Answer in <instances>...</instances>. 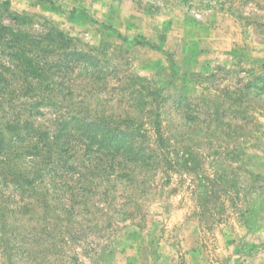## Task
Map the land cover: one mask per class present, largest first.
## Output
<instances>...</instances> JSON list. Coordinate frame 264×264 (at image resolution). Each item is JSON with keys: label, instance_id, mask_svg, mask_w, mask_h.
Wrapping results in <instances>:
<instances>
[{"label": "rangeland", "instance_id": "rangeland-1", "mask_svg": "<svg viewBox=\"0 0 264 264\" xmlns=\"http://www.w3.org/2000/svg\"><path fill=\"white\" fill-rule=\"evenodd\" d=\"M12 27L60 31L89 55L85 75L105 84L91 108L98 140L109 125L121 148L153 149L160 163L144 186L138 173V189L94 182L71 212L46 168L47 139L13 146L16 119L0 102V264H264V98L253 94L264 78V0H0V34L11 39ZM7 53L2 45L10 77ZM132 92L135 101L123 98ZM38 111L30 122L54 119ZM62 202L68 218L47 209Z\"/></svg>", "mask_w": 264, "mask_h": 264}, {"label": "trees", "instance_id": "trees-1", "mask_svg": "<svg viewBox=\"0 0 264 264\" xmlns=\"http://www.w3.org/2000/svg\"><path fill=\"white\" fill-rule=\"evenodd\" d=\"M13 20L18 23L24 22L23 18L18 16H15ZM17 29L12 27L11 39L0 34V47L5 45L12 50V53L4 54L9 57L8 62L12 64V75L7 77L0 73V102L1 104H4L5 101L10 103L12 118L16 119L15 125H13L14 120L12 122V131L15 134L12 137V145L15 146L19 138H26V136L27 138H39L38 142L47 139V142L44 143L46 148L43 146L46 152L44 161L48 163L46 168L50 170L52 182L59 184L58 189L62 194L60 197L67 198L73 205L71 212L72 208L74 209L78 205L79 200H76L78 197L85 200L89 198L90 190L96 188L94 182L100 185L107 182L104 192L108 193L107 185L112 177L115 178L113 182H119L121 185L127 183L128 186L133 187L139 183L137 175L140 173L142 177L138 181L142 180L140 182L142 184L139 185L144 186L145 182L143 183V181L147 173L156 169L160 163L153 149L151 150L152 154H147L141 147L136 148L135 145L130 148H121L122 144L108 138L117 136L116 130L109 125L100 128L108 136L107 139L103 136L104 139L99 141L94 132L93 122L97 121L99 117L93 116L91 108L94 106V97L99 96V87H104L105 84L100 85V78L96 74L95 76L93 74L85 75L84 71L89 69L86 67V63H93L91 59L88 61L90 56L84 52L71 50L66 43L68 38L60 31L52 29L50 35L42 37V34L32 33L31 30ZM0 66L4 68L3 72L10 70L5 68L3 63ZM1 68L0 70H2ZM260 81L258 85L254 83L257 90H253V94L264 98V78ZM133 94L136 92L129 94V97L122 95L124 99L135 101ZM122 95L119 99H123ZM160 98L161 100L154 98L150 102L153 110H156V102L159 108L161 107L164 98L161 95ZM41 107L51 110L54 119L39 122L35 118L33 123L30 122L29 120L33 118L35 112L40 114L38 110ZM65 111L72 114L68 117L64 113ZM57 117L60 120H57ZM21 118H24L22 125L17 122ZM151 119V128L155 130L158 137H162L163 132L158 124V117L155 116ZM59 121L62 123L61 127ZM49 124L52 125V130L49 128ZM72 125H76L74 130L71 129ZM56 126H59L60 130H54ZM31 128H34L32 132L29 131ZM24 133L26 134L24 135ZM75 136L79 138L82 144L81 148H74L72 140ZM157 142L158 140H156ZM159 142L164 145L163 140H159ZM30 146L39 148L32 140ZM70 147L77 153L80 152L81 156L78 154L79 157H69ZM14 153H16V157L20 155L17 150H14L12 156ZM89 155L95 158H87L90 157ZM70 163L73 166L70 167ZM144 171L147 173L145 174ZM18 177L21 180L16 183L23 185L22 179L24 178ZM68 181H75L76 185L69 186ZM136 188L138 189V187ZM59 204L58 208L47 206V209L53 211L57 209L62 217L68 218L70 211L64 208L68 204L63 202ZM85 211H81L83 215L80 221L83 223L88 222ZM67 221L69 220L67 219ZM30 236L35 238L34 235ZM31 242L33 239L32 241L28 239L25 244L29 245ZM27 251L29 252V248Z\"/></svg>", "mask_w": 264, "mask_h": 264}]
</instances>
